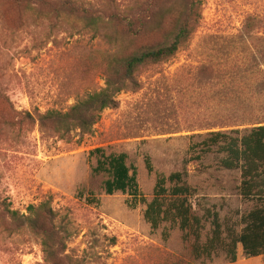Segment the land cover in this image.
Masks as SVG:
<instances>
[{
	"label": "rangeland",
	"instance_id": "obj_1",
	"mask_svg": "<svg viewBox=\"0 0 264 264\" xmlns=\"http://www.w3.org/2000/svg\"><path fill=\"white\" fill-rule=\"evenodd\" d=\"M76 1L102 13L111 39L136 48L162 40L177 15L173 9L158 17L154 0ZM203 3V18L188 48L144 72L140 92L121 93L119 107L104 111L91 133L76 131L65 139L41 128L37 116L66 111L104 86L107 34H80L79 20H45L28 11L20 21L15 11L0 8V264H264V256L246 258L241 245L236 263L223 252L195 260L179 229L165 223L152 230L145 204L132 207L128 194L106 195L109 177L94 173L97 159L90 157L97 148L107 155L127 154L148 201L158 175L185 172L197 192L198 214L215 210L241 230V216L256 205L239 194L241 172L221 168L215 153L191 161L189 147L192 135L207 133L203 127L219 123L227 112L264 117V0ZM111 15L128 19L139 34L119 22L108 24ZM250 16L260 19L261 29L243 38ZM207 64L226 67L235 77L233 85L199 88L194 76ZM42 205L53 210L54 219L40 213L38 232L19 228L8 212L30 216L32 207ZM210 229L207 224L203 241Z\"/></svg>",
	"mask_w": 264,
	"mask_h": 264
},
{
	"label": "trees",
	"instance_id": "obj_2",
	"mask_svg": "<svg viewBox=\"0 0 264 264\" xmlns=\"http://www.w3.org/2000/svg\"><path fill=\"white\" fill-rule=\"evenodd\" d=\"M203 2L204 0H154L155 7L159 8L157 16L163 17L174 9L177 13L175 22L171 29H166L162 40L136 48L126 40L111 39L104 31L105 20L102 13L84 1L0 0V8L15 11L20 21L28 11L40 14L38 18L45 20H79L83 24L78 31L80 34L90 31L94 38L103 32L107 34L104 38L108 40V49L103 54L101 64L104 86L87 94L83 100L66 111L49 110L38 115L40 127H48L54 136L62 139L70 137L76 131L91 133L104 111L119 107L118 96L121 93L140 92L141 75L144 72L170 63L180 51L189 47L203 18ZM169 4L172 7H167ZM118 22L130 34H139L134 32L128 19H121L118 15L109 16L108 24ZM260 29V19L247 17L241 36L250 38ZM225 69L226 67L214 64L198 67L194 76L197 86L205 90H215L221 84L228 89L231 82L233 85L235 77ZM28 116L33 118L30 113ZM203 128L207 133L190 137L191 161H201L209 154H217L220 156L221 168L241 172L239 194L242 199L256 204L252 210L241 216L240 231L235 225L223 221L215 210L207 209L203 215L198 214L193 202L197 192L188 185L185 172H176L170 176L158 175L150 201L139 189L137 171L128 165L127 154L107 155L102 148L91 151L90 157L97 159L94 173L108 175L109 178L104 184L106 195L128 194L132 207L145 204L144 218L153 231L165 223L170 224L173 229H179L195 260H212L216 254L223 252L230 263H236L239 245L242 246L246 258L264 256V117L250 116L237 110L227 112L219 123ZM196 139L201 140L195 141ZM146 167L150 173L153 172L149 157L146 158ZM31 210L30 216L19 215L15 211L8 212L19 228L30 227L37 232V217L40 213L49 221L54 219L53 210L45 205L37 209L32 207ZM207 224L211 228L210 234L203 241ZM164 235L167 238L169 233L166 231ZM44 246L49 248L47 240L44 241Z\"/></svg>",
	"mask_w": 264,
	"mask_h": 264
}]
</instances>
